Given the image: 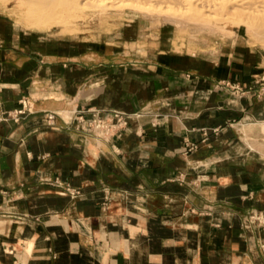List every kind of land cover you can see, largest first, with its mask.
Instances as JSON below:
<instances>
[{
  "label": "crops",
  "instance_id": "0c3cea01",
  "mask_svg": "<svg viewBox=\"0 0 264 264\" xmlns=\"http://www.w3.org/2000/svg\"><path fill=\"white\" fill-rule=\"evenodd\" d=\"M250 58L190 68L0 26V264H264L249 219H264V71ZM79 112L129 118L102 142Z\"/></svg>",
  "mask_w": 264,
  "mask_h": 264
},
{
  "label": "rangeland",
  "instance_id": "374dc122",
  "mask_svg": "<svg viewBox=\"0 0 264 264\" xmlns=\"http://www.w3.org/2000/svg\"><path fill=\"white\" fill-rule=\"evenodd\" d=\"M79 1L75 0L76 3ZM93 1L87 0V5L70 8L55 4L44 10L39 6L36 8L34 0H0V26L12 28L15 35L23 31L32 36L75 43L83 50L183 54L188 62L186 66L190 68L197 66V60L203 64L208 60L219 62L221 58L243 55L244 59L251 57L252 61L261 64L264 71V46L244 26L245 11L241 8L216 9L219 11L216 15V11H204L199 5L195 10L194 6L191 9L182 7L175 0L174 5L170 4L172 0H166L168 5L157 1L149 4L146 0ZM189 14L191 17L187 16ZM50 16L57 19H50ZM178 19L181 24L175 25L173 21Z\"/></svg>",
  "mask_w": 264,
  "mask_h": 264
},
{
  "label": "bare ground",
  "instance_id": "6f19581e",
  "mask_svg": "<svg viewBox=\"0 0 264 264\" xmlns=\"http://www.w3.org/2000/svg\"><path fill=\"white\" fill-rule=\"evenodd\" d=\"M29 1V0H28ZM143 1V0H141ZM146 1H149V4H151L150 2L152 1H157L159 4H162V3H165L167 4V1L166 0H146ZM144 2L145 4H147V2ZM177 1V3H179L182 7H185V8H190L192 6H194V10H195V7L197 9V6L198 7H201L202 10H206L208 12H213L216 11V9H221V8H224V7H230L232 10H235V8H241L243 11H245V18L242 20L244 26L247 28L248 31H250L251 33H254L256 35V38L260 41V43L263 44L264 46V0H230L227 1V0H224L226 2H223V1H220V0H175ZM174 1V2H175ZM77 2V1H76ZM75 0H34V3H35V6L36 8L39 6L40 9H44V10H49V8L53 7L55 4H63V5H66L67 7H72V6H77V5H81V6H84L87 2V0H80L78 3H76ZM88 2H93V0H88ZM122 2V1H121ZM130 2V1H128ZM135 2V1H134ZM169 2V1H168ZM171 2V0H170ZM229 2V3H227ZM132 3V2H131ZM143 3V2H142ZM154 3V2H153ZM173 3V0L170 4ZM177 3H175L177 5ZM89 4V3H88ZM138 4V3H137ZM148 4V5H149ZM169 4V3H168ZM167 4V5H168ZM228 4V5H227ZM87 5V4H86ZM116 5H119V2L118 4ZM133 5V4H131ZM163 5V4H162ZM174 5V4H172ZM175 5V6H176ZM139 6V5H137ZM143 6V5H142ZM147 6V5H145ZM152 6V5H151ZM178 5V8L181 7ZM150 7V5H149ZM191 9V8H190ZM199 9V8H198ZM225 9V8H224ZM230 9V10H231ZM240 9V10H241ZM34 10V9H33ZM180 10V8H179ZM185 10V9H183ZM193 10V11H194ZM200 10V11H202ZM204 10V11H205ZM231 10V11H232ZM37 11V9H36ZM188 12L191 11V10H187ZM186 11V12H187ZM198 11V10H197ZM226 11H228L226 9ZM182 12V11H181ZM219 12V11H218ZM217 11L215 12L216 15L218 13ZM222 12V10H221ZM241 12V11H240ZM199 14H202L200 12H198ZM191 14V13H190ZM187 15L188 17L190 16ZM194 12L191 14L193 15ZM183 15V13H182ZM185 17H186V14H184ZM214 15V14H213ZM39 16V15H38ZM244 16V15H243ZM191 17V16H190ZM202 17L204 18V16L202 15ZM187 18V17H186ZM36 19V18H35ZM50 19H57L56 17L54 16H50ZM191 19V18H189ZM195 19L197 20V17L195 16ZM200 19V18H199ZM206 19V18H205ZM204 19V20H205ZM228 20V17L226 18ZM225 19V20H226ZM37 21L40 20V19H36ZM207 20V19H206ZM41 21V20H40ZM200 21V20H198ZM210 21V20H209ZM39 22V21H38ZM174 24L176 23H180L181 24V20L178 19V21H173ZM201 22V21H200ZM208 23V21L206 22ZM175 24V25H176ZM177 24V25H178Z\"/></svg>",
  "mask_w": 264,
  "mask_h": 264
},
{
  "label": "built area",
  "instance_id": "2783aa9c",
  "mask_svg": "<svg viewBox=\"0 0 264 264\" xmlns=\"http://www.w3.org/2000/svg\"><path fill=\"white\" fill-rule=\"evenodd\" d=\"M30 108L31 106L28 100L22 98L19 101V106L9 114V117L14 122H19L30 111ZM56 115L57 114L55 113L46 114L47 122L49 124H52ZM76 115L77 116L74 117L73 120L76 121L77 127L80 128L83 132L92 135L94 138L102 142H107L110 136L113 135V131L117 127H122L123 125H125L127 119L129 118L128 116L120 112H115L113 117L109 119L94 115L89 120L84 117L83 112H79ZM249 219L258 224L264 223V219L262 218V216L257 213H251L249 215Z\"/></svg>",
  "mask_w": 264,
  "mask_h": 264
}]
</instances>
